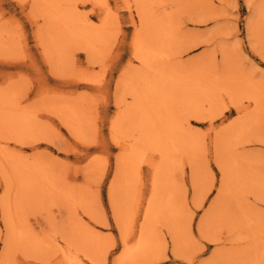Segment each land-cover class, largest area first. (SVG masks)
I'll list each match as a JSON object with an SVG mask.
<instances>
[{"label": "rangeland", "instance_id": "374dc122", "mask_svg": "<svg viewBox=\"0 0 264 264\" xmlns=\"http://www.w3.org/2000/svg\"><path fill=\"white\" fill-rule=\"evenodd\" d=\"M0 264H264V0H0Z\"/></svg>", "mask_w": 264, "mask_h": 264}, {"label": "bare ground", "instance_id": "6f19581e", "mask_svg": "<svg viewBox=\"0 0 264 264\" xmlns=\"http://www.w3.org/2000/svg\"><path fill=\"white\" fill-rule=\"evenodd\" d=\"M235 78V77H234ZM64 114V113H63ZM65 115V114H64ZM67 116V114H66ZM65 116V117H66ZM72 128V127H71ZM73 130V129H72ZM74 132V130H73ZM15 160V159H14ZM8 163H9V166L13 168V161L12 159L9 157L8 158ZM37 167V166H36ZM40 167V166H39ZM46 167V169H45ZM43 167L44 168V171L47 170V166ZM42 168V169H43ZM41 169V170H42ZM53 169V168H52ZM35 170H37L36 168H34L33 166L31 165H26V166H23V165H19V168L18 169H14L15 171V174H16V179L18 181V184H19V197L22 198L25 194H28V192L31 190V189H36L38 187V185L40 184H43L44 181H47V182H52L50 179V177L53 175H49V179H48V176L46 177V174L44 171H41V172H38ZM49 170V169H48ZM62 171V170H61ZM47 172V171H46ZM53 171L49 172L48 174L52 173ZM54 177V176H53ZM52 177V178H53ZM69 177V176H68ZM55 178V177H54ZM77 179V178H76ZM54 182H52L53 184L56 183L55 180H53ZM46 182V183H47ZM45 183V182H44ZM45 183V184H46ZM58 184V183H57ZM72 184V183H71ZM25 186V187H24ZM54 186V185H53ZM42 187V186H41ZM26 188V190H25ZM50 188V187H49ZM51 189V188H50ZM53 189V188H52ZM55 189V188H54ZM81 189V188H80ZM56 190V189H55ZM50 190L48 189V192ZM76 191V190H75ZM47 190L43 193H46ZM71 192V191H70ZM55 193V192H54ZM72 193V192H71ZM38 194V193H36ZM57 194V193H56ZM75 194V193H74ZM73 194V195H74ZM39 195V194H38ZM72 195V196H73ZM79 195V194H78ZM59 195H57L58 197ZM77 197V196H76ZM73 198V197H72ZM55 199V198H54ZM71 202V201H70ZM89 205V204H88ZM72 207V206H71ZM89 207V206H88ZM87 207V208H88ZM70 209V207H68ZM73 208V207H72ZM68 209V210H69ZM77 211V210H75ZM89 211H92V210H89ZM90 214V213H89ZM93 214V213H92ZM76 220V219H75ZM70 224V223H69ZM73 227L75 228V231L77 232V234L80 236V238H84L85 241H87L89 244H93V245H99V242H97V239H100L99 237V234H96L95 232H93L92 230H89L88 228L84 227V228H81L80 226H78L77 224H73ZM72 227V229H73ZM74 233V232H73ZM75 234V233H74ZM73 236V235H72ZM77 236V235H76ZM78 236V237H79ZM101 240V239H100ZM81 241V239L79 240ZM90 249V248H89Z\"/></svg>", "mask_w": 264, "mask_h": 264}, {"label": "snow or ice", "instance_id": "6c2138e0", "mask_svg": "<svg viewBox=\"0 0 264 264\" xmlns=\"http://www.w3.org/2000/svg\"><path fill=\"white\" fill-rule=\"evenodd\" d=\"M91 5H88V7H90ZM93 18H95V17H93ZM213 167H214V165H213ZM209 199H211V197H209ZM170 254V253H169Z\"/></svg>", "mask_w": 264, "mask_h": 264}]
</instances>
